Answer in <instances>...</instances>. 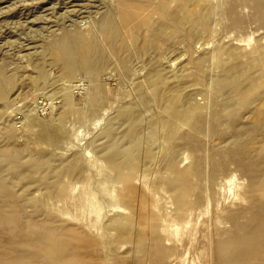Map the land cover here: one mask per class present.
I'll list each match as a JSON object with an SVG mask.
<instances>
[{
	"label": "rangeland",
	"instance_id": "rangeland-1",
	"mask_svg": "<svg viewBox=\"0 0 264 264\" xmlns=\"http://www.w3.org/2000/svg\"><path fill=\"white\" fill-rule=\"evenodd\" d=\"M58 1L0 0V152L18 151L23 158L49 153L54 166L61 160L68 159L71 154L78 153L84 158V167L88 164L85 161L91 159L89 165L92 170L86 166L80 178H62L66 183L61 192L62 196L54 192L49 193L48 188L39 181L29 178L18 181L17 171L10 172L13 184L11 189L19 198L29 193L40 200L42 209L40 208L39 217L43 225H47L48 220L43 215L47 210L63 223L80 222L79 224L93 225L94 221H98L102 224L115 215L117 210L113 206L109 179L113 175L111 169L114 171V166H110L109 161L100 152L114 153V148L119 146L120 151L117 152L120 165H123L124 169L131 170L133 166L151 167L152 172L150 171L146 182H151L153 187H145L151 192L155 191L156 197L155 204L151 207L149 222L156 215L160 216V221L162 224L166 222V225L169 222V153L175 147L179 149L182 137L194 123V111L202 113L204 118L205 131L202 130L198 134L204 157L207 158L212 148L221 147L223 136H219L220 133H229L224 124H221L220 128H213V91L215 80L222 71L216 52L221 48L223 56L227 57L233 52V47L243 46V50L253 48L257 45V40H264V24L255 19L256 12L250 1L237 0L235 9L238 10L239 15H236L239 18L237 23L230 22L233 23L232 26L228 22L231 21L229 16L225 15V20L221 13V0H207L210 5H217L209 16L204 9V0H187L182 3L172 0L170 5H157L152 20V32L144 31L142 35H134L130 34V30L126 40H113L112 47L103 45L105 43L98 37L96 41L93 40L97 43L96 49L93 47L91 52L85 54L79 49V44L86 45L88 40L94 38V22L102 17L105 3L110 0H71L75 4H71L69 0ZM84 2V8L88 12H85L84 8H77ZM63 3H67V6ZM63 10L67 14H64ZM27 17L37 18L28 20ZM225 21L228 24L224 23ZM65 30L75 33L71 34L69 41L74 52L61 51L63 44H58L57 38L62 37ZM102 36L104 33L100 38ZM190 36L192 40L189 39ZM24 43L29 45L25 46ZM123 46L126 47L125 50ZM22 49L27 53H23ZM85 55L88 56L87 59ZM84 60H89V67L79 68L83 66ZM138 78H146L143 87L138 85ZM93 87L97 88L94 95H91ZM249 92L254 93L252 90ZM67 100H70V107L65 112L63 107ZM130 108L134 110V115H127L123 119L125 110ZM137 116L144 120L146 127L137 133L138 136L127 135V129H131L130 125ZM28 124H33L34 131L30 132L36 134L28 131ZM109 130L116 131L117 138H108ZM221 130L223 132H220ZM99 141H102V145H99ZM217 142L219 143L214 144ZM178 152L184 157L183 161H179L180 167L190 166V149L181 145ZM230 169L236 174L235 182L240 181L236 183L241 184L238 186L233 180V189L229 190L224 186L220 190V184L216 186L219 191L213 193L208 205L210 209L204 210L206 213L203 212L204 215L210 214L212 219L209 218L210 215L204 218L202 212L194 213L188 225L190 230L188 227L180 228L181 232H186H182L185 235L182 236L180 231L177 235H170L168 228L165 232L167 244L173 247L172 251L176 249L175 252L178 253L177 250L186 244H183L185 238H189L185 242L194 238L195 241L191 239V242L196 243L193 246L197 253H194V247L187 250L182 247L181 250H186L183 255H187L183 256V261L179 260L178 256L172 258L176 254L170 252V257L167 255L160 263L165 264L167 261L169 264H178L181 261L182 264H189L191 259V262L197 261L190 262L191 264L200 263L197 254L201 243L208 239L201 235L208 229L206 225L213 221L215 210L221 213V206L228 205L230 208L238 203L237 192L246 181L243 176L241 179V174L233 166ZM142 186L144 187L143 184ZM214 196L220 200H215ZM230 198L233 201L237 199V202L232 205ZM225 201L227 205L224 204ZM214 203L218 205L217 208ZM211 204L212 207H209ZM25 205H28L25 207L26 213L34 215V206L29 202ZM211 209L215 214H212ZM198 215L204 221H197ZM76 219L78 221H75ZM100 219H104V222ZM200 222H204L201 229ZM199 231L202 232L200 235ZM196 235L202 237L197 238ZM171 236L177 237L178 240L174 238V241H170L168 238ZM179 237L184 239L180 240ZM179 241L182 246L178 245ZM173 242L176 244L173 245ZM188 250L193 251H189L194 254L193 257ZM188 256L190 259L186 262Z\"/></svg>",
	"mask_w": 264,
	"mask_h": 264
},
{
	"label": "bare ground",
	"instance_id": "bare-ground-1",
	"mask_svg": "<svg viewBox=\"0 0 264 264\" xmlns=\"http://www.w3.org/2000/svg\"><path fill=\"white\" fill-rule=\"evenodd\" d=\"M69 1L71 4L74 3L71 0ZM171 1H107L102 17L94 22V28L96 29L93 34L94 38L90 39L91 42L88 40L89 42L86 45H81L80 43L79 49L85 54L91 52L93 47L96 49L97 43L93 40L96 41L98 37L105 43L103 45L112 47L114 44L113 40L124 41L132 33L134 35H142L144 31L152 32L154 30L152 20L154 12L157 10V5H170ZM176 1L182 3L187 0ZM221 1L223 2L220 3L219 7L222 8L223 17L225 18V15H228L231 19V21L228 20L229 23H237L239 16L236 15L238 10L235 7L238 1ZM243 1L252 3L256 12V18H254L264 24V0ZM243 1L241 0V2ZM84 4L85 2L77 6L78 10L83 9ZM215 8H217V5L212 3L210 5L209 1L204 0V9L208 16L212 15ZM249 8L251 9V7ZM46 9L49 10V8ZM85 12L88 11L85 9ZM68 17L70 18L69 14ZM33 18L35 20L37 17ZM33 18L27 17L26 19L32 20ZM40 20L45 21L43 19ZM228 22L225 21L224 23L228 24ZM30 23L31 21L29 25H31ZM233 23L230 24L233 26ZM66 30L62 37L57 38V41L58 44L59 42L63 44L61 51L71 52L73 45L69 41L71 40V34L74 32ZM253 32L255 33V31ZM102 33H104V36L101 39ZM189 39L192 40V36ZM257 41V45H254L253 48H245L243 50V46H240V48L239 46L233 47V52L227 57L223 56L221 48L216 52V58L222 71L215 80V89L213 91L214 100L211 104V108L215 112L213 128H220L221 124H224V126H227L226 129L229 133L225 135L220 133L221 135L219 136H223L220 141L222 143L221 147L212 148L207 158L204 157L201 153V138L199 139L198 136L199 132L205 129L204 118L202 113L194 111V123L190 125L188 131L182 137V143L179 145V149L181 145H186L190 149V166L180 167L179 161H183L184 157L180 156L179 149L176 147L169 153V163L167 165L169 167V222L166 225H164L166 222L162 224L160 216L157 217L156 215L149 222L152 213L151 207L155 204L156 197L155 191L151 192L149 189L153 187V184L146 182L147 176L152 172L151 167L149 165L143 167L132 165L133 168L131 170L124 169V166L120 165L119 152H117L120 151L119 146L114 148L113 151H116L114 153L100 152L109 161L110 166H114V171L110 168L113 175L109 179L111 181L110 190L113 197V206L117 212L112 217H107L106 222L103 221L104 219L102 221L100 219L104 223L99 224L100 222L94 221L93 225L79 224L80 222L63 223L54 214L48 212L49 210L47 209V212H44L43 215L48 221L47 225H43L39 217L41 214L39 213L40 208L42 209L40 200L37 197L30 196L29 193L19 198L17 193L11 189L13 184L9 176L10 172L17 171L19 174L18 181L27 178L39 181L45 185L46 189L48 188L49 193L54 192L61 195L66 186L62 178L81 176L86 166L91 168L89 165L91 164V159L84 160L86 164L88 163L84 167V165L82 166V160L84 159L82 154L74 153L68 159L63 158L64 160L54 166L51 160L52 156L49 153L40 156L29 155L27 158H23L18 151L15 153L0 152V264H163L164 262H160L167 255L170 257V252L176 254L172 258L178 256L179 260L182 259L183 261V256H187L183 255V253L186 252L187 248L194 247L193 245L196 243L193 244L191 242L192 238L185 242L186 239H189L185 238L183 244H186L182 246L179 241L178 245L185 247L186 250L184 252L181 247V251L178 249L177 251L179 252L177 253L175 252L176 249L172 251L173 247L167 244L165 232L169 229L168 233L170 235L171 233L173 236L177 235L180 228L183 227L182 229H185L188 227L194 213H203L205 212L204 210L210 209L208 208L209 202H211L213 193H217L218 189L216 190V186L219 184L220 190L223 186L226 187V190L231 189L236 175L234 170L231 171V166L241 174V179L242 176L246 179L237 192L238 203L228 208L225 201L224 204L227 206H221V213L215 210V214L211 209L212 214H215V216L213 221L211 220L212 222L210 221L206 225L208 229L204 228L206 229L205 232L201 230L205 233L204 235L199 231V235L201 234L208 239H205V242L203 241L204 238L202 239L204 243H201V246L199 245L201 247L200 250L197 249L198 246L196 245L198 250L197 257L200 258L201 264H264V43H261L264 40L261 41L260 39V42ZM27 45L25 44V46ZM125 49L126 47H124ZM112 50L114 51V48ZM72 51L74 52V50ZM87 57L85 55L86 59ZM82 64L83 66L79 68H88L89 60H84ZM68 73L70 74L71 72ZM137 82L138 85L143 87L146 84V78H138ZM96 88L93 87L92 91L90 89L91 95H94ZM259 89L260 91H257ZM195 90L193 89V91ZM250 90L254 93L249 92ZM69 107L70 100H67L63 107L64 111L66 112ZM127 115L133 116L134 110L132 108L125 110L123 119ZM28 126H30V128L27 127L29 132L34 131L32 129L33 124H28ZM130 126L131 129H127V135L136 136H138L137 133L146 127L144 120L139 116L135 118L134 123ZM220 132H223V130ZM30 133L36 134V132ZM37 133L39 132L37 131ZM106 137L107 135L104 138ZM109 137L112 139L117 138L116 131L109 130ZM99 145H102V141H99ZM33 171L35 174H33ZM93 175L95 174L93 173ZM236 182L234 184L240 181ZM240 184L237 185L240 186ZM145 185L149 188L145 187ZM227 193L226 195L228 196ZM221 195L223 196V194ZM214 197L215 200L219 199L216 196ZM230 200L232 199L230 198ZM235 201H233L232 205H234ZM27 202L34 206V215L26 213L25 207H28V205L26 206L25 204ZM209 207H212V204ZM217 207L218 205L215 208ZM208 211L210 212V210ZM206 215L208 218L210 214ZM206 215H204V218ZM209 218L212 219L211 215ZM199 219L198 215L196 220L199 221ZM75 221L78 220L76 219ZM52 222L54 223L51 224ZM201 226L204 227V222L200 224V229ZM191 230L193 232V227ZM182 232L180 231L181 234ZM184 233L182 236L185 235ZM202 236L199 237L201 238ZM199 237L197 236V238ZM174 238L171 236L168 239L174 241ZM183 239L181 238L180 240ZM193 249L196 254L195 247ZM190 252L192 253L193 251L191 250ZM191 253L190 255H192ZM188 258L190 259V256L187 257L186 262H188ZM191 260L189 264L197 262H191ZM166 262L165 264H169ZM172 263L174 264V262ZM180 263L181 261L178 264Z\"/></svg>",
	"mask_w": 264,
	"mask_h": 264
}]
</instances>
